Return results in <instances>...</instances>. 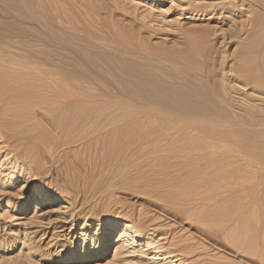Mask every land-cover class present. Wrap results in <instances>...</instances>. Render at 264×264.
Returning <instances> with one entry per match:
<instances>
[{"label": "rangeland", "instance_id": "rangeland-1", "mask_svg": "<svg viewBox=\"0 0 264 264\" xmlns=\"http://www.w3.org/2000/svg\"><path fill=\"white\" fill-rule=\"evenodd\" d=\"M22 1L0 0V4L20 6L24 16L34 15L36 23L46 20L45 25H51L54 32L45 34L61 41V47L73 58L70 75L80 71L72 68L79 64L89 74L83 82L85 87L92 88L99 81L109 87L100 83L103 91L98 84L102 90L98 100L101 103L105 99L101 106L109 110L105 111L104 123L108 121L110 131L117 128L119 134L112 136L114 133L106 127L99 134L101 139L92 135L88 141L62 145L64 135L47 132L59 147L36 158L23 154L24 158L16 161L13 153L5 154L9 146L0 136V264H264V92L245 81V77H256L264 68L262 61L256 60L262 53L264 13L243 0ZM20 4L26 5L21 8ZM257 13L261 24L254 22ZM204 26H210L211 33ZM203 27L208 28L206 34L200 30ZM72 46L77 49L72 50ZM101 50H109V54ZM81 52L89 58L83 60ZM241 73L248 74L243 77ZM90 75L97 81L90 80ZM166 75L164 81L162 76ZM180 87L186 89L178 91ZM169 90L173 94L160 99ZM186 99L201 103L206 110L183 115L179 108L186 105ZM220 103L242 115L236 116ZM110 112L113 117L108 116ZM78 130H70L69 137L81 135ZM112 142L122 146L118 159L111 152ZM89 147L92 150L84 154ZM88 156L95 160L93 166L84 168L81 164V170L71 166V161L80 162ZM12 173L17 177L11 178ZM19 179L25 188L21 189ZM185 182L196 185L189 188ZM40 186L52 201H37L35 192ZM162 194L176 195V201L161 200ZM174 214L178 219L174 220ZM112 219L117 222L109 226ZM124 224L132 228L124 230ZM103 235L110 237L99 246L96 240Z\"/></svg>", "mask_w": 264, "mask_h": 264}, {"label": "bare ground", "instance_id": "bare-ground-1", "mask_svg": "<svg viewBox=\"0 0 264 264\" xmlns=\"http://www.w3.org/2000/svg\"><path fill=\"white\" fill-rule=\"evenodd\" d=\"M4 1V0H3ZM10 1V0H9ZM18 1V0H17ZM22 1V0H21ZM33 1V0H32ZM31 1V2H32ZM39 0H37L36 3H38ZM45 1V0H44ZM50 1V0H49ZM52 1V0H51ZM55 1V0H54ZM245 2H247L249 5H252L254 7H256V9L258 8V10L260 11V13H264V0H243ZM20 2V1H19ZM23 2V1H22ZM40 2V1H39ZM53 2V1H52ZM2 3V2H1ZM7 3V2H6ZM26 3V2H25ZM41 3V2H40ZM46 3V1H45ZM9 4V3H8ZM53 4V3H52ZM21 5V4H20ZM26 5V4H25ZM25 5H21V8H24ZM34 5V4H33ZM43 5V3L41 4V6ZM49 5V4H48ZM56 5V4H55ZM60 5V4H59ZM261 7H260V6ZM19 6V5H18ZM36 6V5H35ZM38 6H40V4H38ZM204 6V5H203ZM210 7V5H208ZM212 6V4H211ZM20 7V6H19ZM19 7H9V6H5V5H1L0 4V136L1 138H3L4 142L7 143L6 145H8L9 149L7 151V153L5 154H12V158L16 161L19 158H22V155H29V156H34L35 158L38 157L39 155H41L43 152H51L55 147H59V142L55 139H52L51 137H48L47 132L49 133H57L59 132L60 135H64V140H62V145H67L73 142H77L80 140H86L88 141L89 137H91L92 135H94V137H98L99 138V134L101 131H103V129H105L108 125H106V123H108V121L106 123H104V118H105V111L109 112V110H105L102 108L101 103L103 101H105V99L100 103L99 102V97L102 94V90L100 89V87L98 86V84L100 85L101 81L96 82V78L95 80L93 79V77H91L90 75V80L96 82V85H93L92 88H87L85 87L83 84L84 80L86 79L87 76H89L88 72L87 74L85 73L86 71L84 69H81V66L79 67V64L72 66L75 68H79L80 71L73 77L70 75L69 71V65H70V59L69 58V54L66 52V50L64 47H61L60 42H56L50 35L47 36V33L45 34V31H47L48 33H50V31L54 32L53 27L51 25H45V23L40 24L34 22L33 16L31 14H29V16H24V14H22V12L19 10ZM49 7V6H47ZM53 10H55L56 8L54 6ZM65 6H63L64 9ZM205 8H207V6H204ZM213 7V6H212ZM27 8V7H26ZM35 8V7H34ZM38 8V7H37ZM55 8V9H54ZM60 9V7H59ZM195 9V8H194ZM197 9V8H196ZM195 9V10H196ZM203 9V8H202ZM254 8L252 7V10ZM22 10V9H21ZM43 10V9H42ZM52 10V9H51ZM50 10V11H51ZM81 10V9H80ZM249 10V9H248ZM57 11V10H56ZM62 11V10H59ZM77 11V10H76ZM110 11V10H109ZM206 11V10H205ZM254 11V10H253ZM33 12V11H32ZM38 12V11H37ZM25 13L26 10H25ZM57 13V12H55ZM66 13V12H64ZM84 13V12H83ZM257 13L254 20V22H259V14ZM261 13V15H262ZM28 14V13H27ZM41 14V13H40ZM70 14V13H69ZM79 14V13H78ZM86 14V13H85ZM53 15V14H52ZM198 15V14H197ZM37 16V14H36ZM54 16V15H53ZM56 16H58V13L56 14ZM85 16V15H84ZM59 17V16H58ZM66 17V16H65ZM82 17V16H81ZM254 17V16H253ZM39 18V15H38ZM37 19V18H36ZM42 19V18H41ZM61 19V18H60ZM63 19V18H62ZM69 19V18H68ZM67 19V20H68ZM83 19V18H82ZM252 19V18H251ZM56 20V17H55ZM59 20V19H58ZM70 20V19H69ZM74 20V19H73ZM253 20V19H252ZM36 21V20H35ZM39 21V20H38ZM37 21V22H38ZM61 21V20H60ZM249 21V20H248ZM264 21V20H263ZM76 22V21H74ZM91 22V21H90ZM217 22V21H216ZM49 23V22H48ZM69 23V22H68ZM71 23V22H70ZM87 23V22H86ZM92 23V22H91ZM219 23V22H218ZM221 23V22H220ZM260 23V22H259ZM223 24V22H222ZM221 24V25H222ZM261 24V23H260ZM44 25V26H42ZM66 25V24H65ZM64 25V26H65ZM69 25V24H67ZM205 25V24H204ZM207 25V23H206ZM253 25V24H251ZM63 26V24H62ZM72 26V25H71ZM94 26V25H93ZM264 26V24H263ZM56 27V26H55ZM73 27V26H72ZM97 27V26H96ZM199 27V26H198ZM205 27V26H204ZM200 29V30H204ZM206 27H210V26H206ZM205 27V28H206ZM214 28L216 26H212L211 28ZM219 27V26H217ZM254 27V25L252 26ZM66 28V27H65ZM208 28L206 29L208 31ZM209 28V32L212 31V29ZM257 28V27H256ZM61 29L60 26L58 28V30ZM73 29V28H72ZM91 29V28H89ZM216 29V28H214ZM213 29V30H214ZM220 29V27H219ZM253 29V28H252ZM255 29V28H254ZM261 29V28H258ZM263 29V28H262ZM206 30H204L203 32H205ZM65 31V30H63ZM67 31V30H66ZM65 31V32H66ZM219 31V30H218ZM243 31V30H242ZM51 32V34H52ZM70 32V31H69ZM81 32V31H80ZM202 32V33H203ZM251 32V31H250ZM259 32V31H258ZM58 33V32H57ZM74 33V32H73ZM197 33V32H196ZM211 33V32H210ZM218 33V32H217ZM249 33V32H248ZM260 33V32H259ZM263 34V32H261ZM56 34V33H55ZM63 34V33H62ZM206 34V32H205ZM204 34V35H205ZM216 34V33H215ZM221 34V33H220ZM258 34V33H257ZM261 34V35H262ZM58 35V34H57ZM61 35V33H60ZM101 35V34H100ZM213 35V33H212ZM211 35V37H212ZM226 35V34H225ZM232 35V34H231ZM59 36V35H58ZM208 36V35H207ZM218 36V35H216ZM254 36V35H253ZM50 37V38H49ZM68 37V36H67ZM214 37V35H213ZM212 37V38H213ZM227 37V36H226ZM229 37V36H228ZM236 37V36H235ZM262 37L264 38V35H262ZM57 38V37H56ZM205 38V37H204ZM217 38V37H216ZM58 39V38H57ZM66 39V38H65ZM72 39V38H71ZM225 38H223L224 40ZM236 39V38H235ZM254 39V38H253ZM61 40V39H60ZM63 40V39H62ZM68 42V39H66ZM73 40V39H72ZM206 38H205V42H206ZM209 40H211L209 38ZM208 40V41H209ZM217 40V39H216ZM258 40V38H255V41ZM225 41V40H224ZM237 41V40H236ZM247 41V40H246ZM249 41V40H248ZM263 42L262 45H260V48L262 47V49H260L259 51L262 53H259V56L261 58H258L260 60H257V62H261L262 61V65L264 64V39L262 40ZM78 42V41H76ZM210 42V41H209ZM214 42V41H213ZM229 42V41H228ZM207 43V42H206ZM246 43V42H245ZM249 43V42H248ZM253 43V42H252ZM63 44V42H62ZM82 44V46H84V43H79V45ZM84 44V45H83ZM255 44V43H254ZM76 45H78V43H76ZM95 45H97L95 43ZM88 47V45H86ZM97 46H100L99 44ZM102 46V45H101ZM246 46V45H245ZM256 46V44H255ZM69 47V46H68ZM71 47V46H70ZM80 47V46H78ZM96 47V46H94ZM106 47V46H105ZM102 47V48H105ZM251 47V46H250ZM253 47V45H252ZM259 47V45H258ZM92 48V47H90ZM57 49H60L57 50ZM77 49V48H75ZM72 46V50H75ZM79 49V48H78ZM106 49V48H105ZM249 49V46H248ZM111 50V49H110ZM243 50V49H242ZM252 50H256V48H252ZM94 51V50H92ZM96 52L99 51L98 49L95 50ZM104 51V50H101ZM109 51V50H108ZM106 50V52L109 54ZM250 51V50H249ZM90 52V51H89ZM100 52V51H99ZM105 52V51H104ZM105 52V53H106ZM111 53V52H110ZM119 54V53H118ZM81 57L86 56L85 53L82 56V52H81ZM112 55V54H111ZM120 55V54H119ZM203 55V54H202ZM254 55V54H253ZM256 55V54H255ZM114 56V55H113ZM117 56V55H116ZM126 56V55H125ZM123 56V57H125ZM188 56V55H187ZM258 56V57H259ZM80 57V56H79ZM115 57V56H114ZM131 57V56H130ZM195 57H197L195 55ZM194 57V58H195ZM251 57V56H249ZM85 58V57H84ZM89 58V57H88ZM88 58H85L83 60H86ZM122 58V57H121ZM128 57H125V59H127ZM189 58V57H188ZM73 59V58H72ZM124 59V58H123ZM128 60V59H127ZM132 60V59H131ZM188 60V59H187ZM191 60V59H190ZM246 60V59H245ZM76 61V60H75ZM97 61V60H96ZM133 61V60H132ZM136 61V60H135ZM140 61V60H139ZM143 63V60H141ZM193 61V60H192ZM84 62H88V61H84ZM89 62L90 59H89ZM138 62V61H137ZM145 62V61H144ZM196 62V60H195ZM249 62V61H248ZM259 62V63H260ZM73 63V62H72ZM76 64V62H74ZM174 63V62H173ZM187 63V62H186ZM208 63V62H207ZM88 64V63H87ZM86 64V65H87ZM99 64V63H98ZM128 64V63H127ZM144 64V63H143ZM155 64V63H154ZM185 64V62H184ZM190 64V63H189ZM91 65V64H88ZM94 65V64H93ZM111 65V64H110ZM146 65V64H144ZM148 65V64H147ZM146 65V66H147ZM194 65V64H193ZM196 65V64H195ZM194 65V66H195ZM260 65V64H258ZM175 66V65H174ZM197 66H200L199 64ZM205 66V65H203ZM264 66V65H263ZM102 67V66H101ZM144 67V66H143ZM149 67V66H148ZM181 67V66H180ZM83 68V67H82ZM97 68V67H95ZM106 68V67H105ZM158 68V66H157ZM163 68V66L161 67ZM174 68V67H173ZM184 68V67H183ZM193 68V67H191ZM206 68V67H205ZM159 69V68H158ZM165 69V68H163ZM176 69V67H175ZM259 69V67H258ZM98 70V68H97ZM100 70V69H99ZM99 70L97 72H99ZM106 70V69H105ZM104 70V71H105ZM115 70V69H114ZM147 70V68L145 69ZM149 70V69H148ZM172 70V69H171ZM179 70V69H178ZM194 70V69H193ZM199 70V69H198ZM255 70V69H254ZM261 70V69H260ZM143 71V70H142ZM141 71V72H142ZM157 72H159L158 70H156ZM174 71V70H173ZM172 71V72H173ZM180 71V70H179ZM184 71V70H183ZM249 71V70H248ZM74 72V71H73ZM102 73V71H100ZM114 72V71H113ZM147 72V71H146ZM145 72V73H146ZM150 72V71H149ZM163 72V71H162ZM188 72V71H187ZM191 72V71H190ZM189 72V73H190ZM196 72V70H195ZM201 70L199 71L200 74ZM243 72V71H242ZM246 72V71H245ZM243 72V73H245ZM251 72V71H250ZM253 72V71H252ZM259 72V73H258ZM116 73V70H115ZM151 73V72H150ZM149 73V74H150ZM167 73V72H166ZM169 73V72H168ZM176 76H178L176 74V71L174 72ZM198 73V71L196 72ZM249 73V72H248ZM246 73V74H248ZM258 75L256 77H245L246 80L248 82V86L249 85H254V86H259V88H261L264 92V68L262 69V71H257ZM105 74H107L105 72ZM104 76H110V73L108 75ZM112 74V73H111ZM147 74V73H146ZM160 74V73H158ZM157 74V75H158ZM163 75V73H161ZM182 73H180L179 75H181ZM193 74V72H192ZM206 74V71H205ZM242 74V73H241ZM246 74H244L246 76ZM103 75V73H102ZM119 75H121L119 73ZM165 75V74H164ZM168 75V74H167ZM162 76V79H164L165 81V77L168 76ZM170 75V74H169ZM243 75V74H242ZM243 75V77H244ZM108 76V77H109ZM122 76V75H121ZM147 77V75H145ZM160 76V75H159ZM158 76V77H159ZM175 76V77H176ZM186 75H183V77ZM202 76V75H201ZM107 77V78H108ZM123 77V76H122ZM128 77V76H126ZM154 78V76H152ZM161 77V76H160ZM164 77V78H163ZM240 77V76H239ZM103 78V77H102ZM177 79L180 78L176 77ZM197 78V77H196ZM206 78V76H205ZM242 78V77H241ZM101 79V78H100ZM111 79V78H110ZM110 79L108 78V80L110 81ZM128 79V78H127ZM151 79V78H150ZM158 80L161 78H157ZM183 78H180V80ZM198 79V78H197ZM200 79V78H199ZM152 80V79H151ZM150 80V81H151ZM167 80H169L167 78ZM166 80V81H167ZM171 80V77H170ZM189 80V79H188ZM187 80V81H188ZM193 80V78H192ZM191 80L192 83H195ZM201 80V79H200ZM89 81V80H88ZM160 81V80H159ZM173 81V80H172ZM176 81V80H175ZM184 81V80H183ZM181 81V82H183ZM195 81V80H194ZM198 81V80H197ZM203 81V80H201ZM111 82V81H110ZM113 82V79H112ZM156 82V81H154ZM169 82V81H168ZM171 82V81H170ZM179 82V81H178ZM104 83V82H103ZM162 84L163 81L161 82ZM180 83V82H179ZM199 83V82H198ZM195 83L197 85H201V83ZM211 83V81H210ZM102 84V83H101ZM105 84V83H104ZM102 84V85H104ZM110 84V83H109ZM146 84V83H145ZM144 84V85H145ZM204 84V83H203ZM148 85V84H147ZM150 85V84H149ZM148 85V86H149ZM165 85H168L165 83ZM183 85V84H182ZM181 85V86H182ZM194 85V84H193ZM206 85V84H205ZM101 86V85H100ZM105 86V85H104ZM116 86V85H115ZM173 86V85H172ZM171 86V87H172ZM176 86V85H175ZM179 86V85H178ZM177 86V87H178ZM186 86V85H185ZM188 86V85H187ZM192 86V85H191ZM247 86V87H248ZM89 87H90V83H89ZM105 87H108L107 85ZM118 87V86H117ZM195 87V85H194ZM203 87V86H202ZM211 87V86H210ZM213 87V86H212ZM217 87V86H216ZM101 88L104 91V88L101 86ZM109 88V87H108ZM149 88V87H148ZM170 88V87H169ZM181 88L184 89V87H180V90L178 91H182ZM190 88V87H189ZM218 88V87H217ZM111 89V88H110ZM119 89V87H118ZM153 89V88H152ZM175 89V88H174ZM186 89V88H185ZM184 89V90H185ZM212 89V88H211ZM231 89V88H230ZM75 90V91H74ZM106 90V89H105ZM112 90V89H111ZM120 90V89H119ZM183 90V92H184ZM202 90V89H201ZM213 90V89H212ZM222 90H225L224 88ZM108 91V90H107ZM113 92H115V90H112ZM121 91V90H120ZM176 91V90H175ZM211 91V90H210ZM226 91V90H225ZM224 91V93H225ZM232 91V89H231ZM174 91L169 90V93L165 94V96L160 97V99H168L170 97V95L173 94ZM213 92V91H211ZM221 92V91H220ZM109 93V92H108ZM119 93V92H118ZM182 93V92H181ZM202 93V92H201ZM227 93V92H226ZM120 94V93H119ZM151 94V93H150ZM206 94V93H205ZM213 94V93H212ZM221 95H223L222 93H220ZM183 95V94H182ZM200 95V94H199ZM264 95V93H263ZM107 96V95H106ZM127 96V95H126ZM224 96V95H223ZM118 97V96H117ZM123 97V96H122ZM186 97V96H185ZM216 97V96H214ZM213 97V98H214ZM219 98V97H218ZM225 98V97H224ZM102 99V98H101ZM109 99V98H107ZM119 99V97H118ZM176 99V98H175ZM201 99V98H199ZM187 101L184 102L186 103V105H183L179 108V112H182V114L184 115L185 113L189 112V114L192 113H202L206 110L205 107L202 106L201 103H197L195 104L194 102L190 103L188 99H186ZM194 100H196L194 98ZM228 100V99H227ZM246 100V99H245ZM172 101V100H171ZM229 101V100H228ZM203 102V101H202ZM218 102L219 101L218 99ZM217 102V103H218ZM224 102V101H223ZM253 102V101H252ZM225 103V102H224ZM224 103H220L221 105H223ZM233 103V102H232ZM250 103V102H249ZM128 104V103H127ZM134 104V103H133ZM176 104V103H175ZM206 104V103H205ZM108 105V104H107ZM144 105V104H143ZM147 105V104H146ZM149 105V104H148ZM226 105V104H225ZM223 105V106H225ZM240 105V104H239ZM237 105V106H239ZM109 106V105H108ZM151 106V105H150ZM158 106V104H157ZM254 106V105H252ZM120 107V106H119ZM210 107V106H209ZM220 107V106H219ZM222 107V106H221ZM227 107V105H226ZM240 107V106H239ZM249 107V106H248ZM213 108V107H212ZM229 109V107H227ZM245 108V107H243ZM251 108V107H250ZM249 108V109H250ZM110 109V108H109ZM120 109V108H118ZM143 109V108H142ZM161 109V108H160ZM227 109V110H228ZM232 110V108H230ZM229 109V110H230ZM246 109V108H245ZM215 110V109H214ZM226 110V108H225ZM230 110V111H231ZM235 110V109H234ZM166 111V110H165ZM218 111V110H217ZM221 111V110H220ZM233 111V110H232ZM254 111V110H253ZM118 112V111H117ZM124 112V111H123ZM122 112V113H123ZM129 112V111H128ZM160 112V111H159ZM164 112V111H163ZM219 112V111H218ZM239 114L236 111H233L234 114H238V115H242L241 111ZM257 112H259L257 110ZM264 112V111H263ZM111 113V112H110ZM232 113V112H230ZM261 113V111H260ZM164 114V113H162ZM222 114V113H221ZM224 114V113H223ZM236 114V116H237ZM263 114V113H262ZM112 115H114V113L109 114V117H113ZM129 115V114H128ZM127 115V116H128ZM187 115V114H186ZM233 115V114H232ZM244 115V114H243ZM253 115V114H252ZM234 116V115H233ZM246 116V115H245ZM258 116V115H257ZM108 117V118H109ZM171 117H173L171 115ZM144 118V117H143ZM147 118V117H146ZM145 118V119H146ZM170 118V117H168ZM186 119L188 117H185ZM239 118V117H238ZM252 118V116H251ZM255 118V117H254ZM107 119V117H106ZM126 119V118H125ZM149 119V118H147ZM178 119V118H176ZM183 119V118H182ZM228 119V118H226ZM108 120V119H107ZM118 120V119H117ZM138 120V119H137ZM151 120V119H150ZM157 120V118H156ZM170 120V119H169ZM113 121V120H112ZM133 121V120H132ZM147 121V120H146ZM152 121V120H151ZM150 121V122H151ZM182 121V120H181ZM205 121V119L203 120ZM116 122V120H115ZM139 122V121H138ZM237 122V121H236ZM256 122V121H255ZM129 123V122H128ZM131 123V122H130ZM136 123V122H135ZM142 123V122H141ZM198 123V122H197ZM206 123V122H205ZM229 123V122H228ZM112 124V123H111ZM124 123H121V125H123ZM126 124V123H125ZM149 124V123H148ZM200 124V123H199ZM244 124V123H243ZM147 125V124H145ZM178 125V124H177ZM113 126V125H112ZM153 126V125H152ZM195 126V125H194ZM222 126V125H221ZM238 126V125H237ZM246 126V125H243ZM258 126V125H255ZM111 127V126H110ZM118 127V126H116ZM198 127V126H197ZM223 127V126H222ZM253 129V125L250 126ZM262 126H260L259 128H261ZM110 131V128L107 127ZM106 128V129H107ZM144 128V126H143ZM173 128V127H172ZM232 128V127H231ZM245 128V127H244ZM256 127H254L255 129ZM258 128V129H259ZM264 128V127H262ZM80 130L81 131V135H76L73 136L72 138H70L69 136L70 130ZM121 129V128H119ZM123 129V127H122ZM147 129V128H146ZM186 129V128H184ZM78 130V131H79ZM112 136H116L115 134H119V130H117V128L111 129ZM134 130V129H133ZM190 130V129H189ZM219 130V129H218ZM235 130V129H234ZM244 130V129H243ZM257 130V129H255ZM108 131V132H109ZM136 131V130H135ZM182 131V130H181ZM258 131V130H257ZM256 131V132H257ZM77 132V131H76ZM121 132V130H120ZM125 132V131H124ZM148 132V131H147ZM188 132V131H186ZM224 132V130H223ZM233 132V131H232ZM167 133V132H166ZM225 133V132H224ZM235 133V132H234ZM121 134V133H120ZM129 134V133H128ZM142 134V133H141ZM153 134V133H152ZM181 134V133H180ZM191 134V133H190ZM237 134V133H236ZM55 135V136H56ZM123 135V134H122ZM137 135V134H136ZM158 135V134H157ZM179 135V134H178ZM242 135V134H241ZM111 136V137H112ZM119 136V135H118ZM132 136V135H130ZM150 136V135H149ZM164 136V135H163ZM120 137V136H119ZM139 137V136H138ZM160 137V135H159ZM162 137V136H161ZM206 137V136H205ZM259 137V136H258ZM260 137H263L260 135ZM0 138V139H1ZM247 138V137H246ZM249 138V137H248ZM101 139V138H99ZM113 140L115 139V137L112 138ZM150 139V138H149ZM160 139V138H159ZM167 139V138H166ZM172 139V138H171ZM175 139V138H174ZM211 139V138H210ZM262 139V138H260ZM98 140V139H97ZM105 140V139H104ZM235 140V139H234ZM254 140V139H253ZM264 140V139H263ZM83 141V142H84ZM99 141V140H98ZM136 141V140H135ZM148 141V140H147ZM209 141V140H208ZM223 141V140H222ZM97 142V141H95ZM128 142V141H127ZM214 142V141H213ZM212 142V143H213ZM217 142V141H216ZM264 142V141H263ZM82 143V142H81ZM90 143V140L89 142ZM98 143V142H97ZM137 143V142H136ZM176 143V142H175ZM208 143V142H207ZM83 144V143H82ZM91 144V143H90ZM221 144V142H220ZM223 144V143H222ZM258 144V143H257ZM97 145V144H96ZM173 145V144H172ZM263 145V143H262ZM88 146V145H87ZM99 146V145H98ZM126 146V145H125ZM138 146V145H137ZM170 146V145H168ZM222 146V145H221ZM220 146V147H221ZM223 146L225 147V144H223ZM222 146V147H223ZM227 146V144H226ZM230 146V145H229ZM97 147V146H96ZM109 147V146H108ZM139 147V146H138ZM223 147V148H224ZM230 147H233V145H231ZM92 148V147H91ZM89 147V149H82L83 153L87 154V151L91 149ZM136 148V147H135ZM226 148V147H225ZM236 148V146H235ZM263 148V146H262ZM98 149V148H97ZM102 149V148H101ZM104 149V147H103ZM111 152H113L115 159H118L120 156V152L122 151V146L121 144L119 145L118 143H114L112 142L111 144ZM163 149V147H162ZM81 150V149H80ZM92 150V149H91ZM167 150V149H165ZM174 150V149H173ZM224 150V149H223ZM233 150H235L233 148ZM232 150V151H233ZM54 151V150H53ZM97 151V150H95ZM100 151V150H99ZM90 152V151H89ZM136 152V151H133ZM147 152V151H146ZM238 152V149H237ZM236 152V153H237ZM107 153V152H106ZM122 153V152H121ZM138 153V152H137ZM155 153V152H154ZM259 153V152H258ZM98 154V153H97ZM119 154V155H118ZM232 154V153H231ZM112 155V153H111ZM127 155V154H126ZM150 155V154H149ZM201 155V154H200ZM238 155V154H237ZM68 156V155H67ZM82 156V155H81ZM85 156V155H84ZM141 156V155H140ZM227 156V155H226ZM225 156V157H226ZM241 156V155H239ZM262 156V155H261ZM113 157V158H114ZM160 157V156H159ZM162 157V156H161ZM170 157V156H169ZM223 157V156H222ZM245 157V156H243ZM53 158V157H52ZM80 158V157H79ZM121 158V157H120ZM202 158V157H201ZM82 159L80 162H75V161H71V166L74 167L75 169H79L81 170V164L82 166H84V168L86 167H91L93 166V164L95 163V160H91L88 156V158L83 157L80 158ZM97 159V158H96ZM99 159V158H98ZM138 159V158H137ZM156 159V158H154ZM159 159V158H158ZM158 159H156L158 161ZM188 159V158H187ZM249 159V158H247ZM71 160V159H70ZM101 160V159H100ZM120 160V159H119ZM161 160V159H160ZM229 160V159H228ZM231 160V159H230ZM245 160V159H244ZM255 161V159H253ZM78 161V159H77ZM98 161V160H97ZM96 161V162H97ZM168 161V160H167ZM171 161V160H170ZM189 161V160H188ZM257 161V160H256ZM255 161V162H256ZM33 162V161H32ZM52 162V161H51ZM128 162V161H127ZM164 163V162H163ZM162 163V164H163ZM211 163V162H210ZM222 163V162H221ZM246 163V162H245ZM251 163V162H250ZM122 164V163H121ZM187 164V163H186ZM212 164V163H211ZM223 164V163H222ZM255 164V163H254ZM63 165V164H62ZM97 165V164H96ZM100 165V164H99ZM166 165V164H165ZM213 165V164H212ZM216 165V164H215ZM231 167L232 163H230ZM259 165V164H258ZM262 165V164H261ZM15 166V165H14ZM69 166V165H68ZM98 166V165H97ZM155 166V165H154ZM214 166V165H213ZM222 165L220 164L219 167H221ZM244 166V165H243ZM67 167V166H66ZM140 167V166H139ZM216 167V166H215ZM224 167V166H223ZM19 168V167H18ZM71 168V167H70ZM93 168V167H92ZM262 168V167H261ZM67 169V173H69L70 169ZM89 169V168H88ZM223 169V168H222ZM85 170V169H84ZM90 170V169H89ZM95 170V169H94ZM100 170V169H98ZM29 171V170H28ZM87 171V169H86ZM170 171V170H169ZM13 172V171H12ZM81 172V171H80ZM166 172V171H165ZM216 172V171H215ZM38 173V172H37ZM49 173V171H48ZM78 173V172H77ZM82 173V172H81ZM98 173V172H97ZM129 173V172H128ZM164 173V172H163ZM178 173V172H177ZM182 173V172H181ZM21 174V173H20ZM28 174V173H27ZM51 174V173H50ZM162 174V173H161ZM170 174V173H169ZM187 174V173H186ZM23 175V174H22ZM66 175V174H65ZM69 175V174H67ZM74 175V174H73ZM182 174H179V176ZM214 175V174H213ZM212 175V176H213ZM257 175V174H256ZM260 175V174H259ZM55 176V175H54ZM72 176V175H71ZM120 176V175H119ZM128 176V175H127ZM136 176V175H135ZM134 176V177H135ZM198 176V175H197ZM12 177H17V175L15 173H12V175L10 176ZM177 177V176H175ZM188 177V176H187ZM74 178V177H73ZM133 178V177H132ZM195 178V177H193ZM260 178V177H259ZM243 179V178H242ZM254 179V178H253ZM58 180V179H57ZM76 180V179H75ZM103 180V179H102ZM240 180V179H239ZM68 181V180H67ZM149 181V180H148ZM178 181V180H177ZM184 181V180H183ZM191 181V180H190ZM245 181V180H244ZM252 181V180H251ZM96 182V181H95ZM243 182V181H242ZM256 182V180L254 181ZM253 182V183H254ZM19 183L21 185V189L25 188L24 182L20 181L19 179ZM140 183V182H139ZM163 183V182H162ZM181 183V182H180ZM236 183V182H235ZM177 184V183H176ZM242 184V183H241ZM247 184V183H246ZM142 185V184H141ZM162 185V184H161ZM185 186L189 187V188H194L196 183L195 182H185L184 184ZM249 185V182H248ZM165 186V185H164ZM237 186V185H236ZM244 186V185H243ZM153 187V186H152ZM156 187V186H155ZM154 187V188H155ZM160 187V186H159ZM42 187H38L35 194L38 196L37 201L40 203H46L48 201H52V197L50 194L46 193L45 191L43 192ZM151 188V187H150ZM238 188V187H237ZM242 189V187H239ZM20 189V188H19ZM218 189V188H217ZM156 190V189H155ZM154 190V191H155ZM222 190L219 188V191ZM194 191V190H193ZM227 191V190H226ZM236 191V190H235ZM244 192V191H243ZM153 193V192H152ZM151 193V194H152ZM208 193V192H207ZM211 193V192H210ZM219 193V192H216ZM222 193V192H221ZM259 193V192H258ZM148 194V193H147ZM231 194V193H230ZM229 194V195H230ZM149 195V194H148ZM174 195V194H172ZM176 196V195H175ZM175 196H163L159 195V197L161 198V200L167 201V202H175L176 199L174 198ZM178 196V195H177ZM203 195H201L202 197ZM233 196V195H232ZM199 197V198H201ZM211 197V196H210ZM159 198V199H160ZM194 198V197H193ZM214 199V198H212ZM220 199V198H218ZM216 200V198L214 199ZM232 200V199H231ZM235 200V198H234ZM159 201V200H158ZM181 201V200H180ZM199 201V200H198ZM236 201V200H235ZM36 202V201H35ZM206 202V201H205ZM204 202V203H205ZM249 202V201H248ZM165 203V202H164ZM179 203V202H178ZM193 203V202H192ZM213 203V202H212ZM231 203V202H229ZM240 203V201L238 202ZM227 205V204H226ZM162 206V205H161ZM165 207V205H163ZM194 206V204H193ZM157 208L159 206H156ZM163 207V208H164ZM198 207V205H197ZM161 208V207H159ZM166 209V207H165ZM256 209V207H255ZM170 210V209H168ZM201 210V209H200ZM264 210V209H263ZM162 211V210H161ZM173 211V210H172ZM176 211V210H175ZM117 212V211H116ZM255 212V211H254ZM200 213V212H199ZM168 214V213H167ZM176 214V213H175ZM174 214V220L178 219ZM198 214V213H197ZM258 214V213H257ZM162 215V214H161ZM170 215V214H169ZM172 215V214H171ZM170 215V216H171ZM180 216V215H179ZM200 216V215H199ZM234 216V215H233ZM264 218V217H263ZM110 221V220H109ZM116 220L112 219L109 223V226H113L116 224ZM235 223V222H234ZM257 223V222H256ZM211 224V223H210ZM258 224V223H257ZM236 225V223H235ZM203 226V225H202ZM264 226V225H263ZM222 227V226H221ZM236 227V226H235ZM124 230H127L128 228H132L130 225L128 224H124L123 225ZM198 228V227H197ZM213 228V227H212ZM210 229V228H209ZM234 229V228H233ZM204 230V229H203ZM219 230V229H218ZM264 228L262 229L261 233L264 232L263 231ZM260 231V230H259ZM136 232V231H135ZM123 231L120 232V236L122 235ZM226 233V232H225ZM264 234V233H263ZM232 235V234H231ZM238 235V234H237ZM249 235V233H248ZM247 236V234H246ZM110 236L109 235H103L102 237H100L98 240V245L99 246H103L108 238ZM264 237V236H263ZM261 239V238H260ZM84 241V240H83ZM236 241V240H235ZM260 242V240H259ZM262 244H264V241L262 240ZM261 244V243H260ZM94 246V245H93ZM249 246V245H248ZM98 248V247H97ZM256 248V247H255ZM264 248V247H263ZM161 249V248H160ZM251 249V248H250ZM247 253V252H246Z\"/></svg>", "mask_w": 264, "mask_h": 264}]
</instances>
